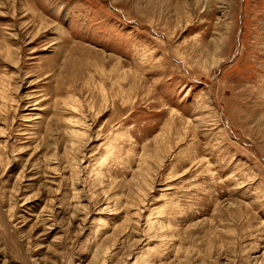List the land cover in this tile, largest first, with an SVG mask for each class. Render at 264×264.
Here are the masks:
<instances>
[{"label": "rangeland", "instance_id": "rangeland-1", "mask_svg": "<svg viewBox=\"0 0 264 264\" xmlns=\"http://www.w3.org/2000/svg\"><path fill=\"white\" fill-rule=\"evenodd\" d=\"M0 264H264V0H0Z\"/></svg>", "mask_w": 264, "mask_h": 264}, {"label": "bare ground", "instance_id": "bare-ground-1", "mask_svg": "<svg viewBox=\"0 0 264 264\" xmlns=\"http://www.w3.org/2000/svg\"><path fill=\"white\" fill-rule=\"evenodd\" d=\"M49 6V5H48ZM38 18V16H36Z\"/></svg>", "mask_w": 264, "mask_h": 264}]
</instances>
